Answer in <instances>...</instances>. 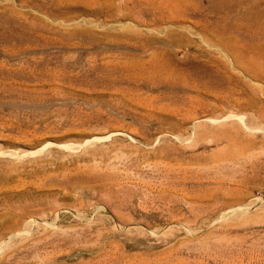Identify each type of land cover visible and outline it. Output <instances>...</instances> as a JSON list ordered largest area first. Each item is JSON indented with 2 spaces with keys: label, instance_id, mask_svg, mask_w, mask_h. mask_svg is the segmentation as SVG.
<instances>
[{
  "label": "rangeland",
  "instance_id": "obj_1",
  "mask_svg": "<svg viewBox=\"0 0 264 264\" xmlns=\"http://www.w3.org/2000/svg\"><path fill=\"white\" fill-rule=\"evenodd\" d=\"M263 63L264 0H0V264H264Z\"/></svg>",
  "mask_w": 264,
  "mask_h": 264
},
{
  "label": "bare ground",
  "instance_id": "obj_2",
  "mask_svg": "<svg viewBox=\"0 0 264 264\" xmlns=\"http://www.w3.org/2000/svg\"><path fill=\"white\" fill-rule=\"evenodd\" d=\"M252 51V50H251ZM250 51V52H251ZM249 52V51H248ZM244 53H246V51L244 52ZM243 54V53H242ZM243 56H244V54H243ZM249 56V55H248ZM242 58V57H241ZM252 58H254L255 59V57H252ZM253 59V60H254ZM238 60V59H237ZM241 60V59H240ZM243 60V59H242ZM247 62V61H246ZM253 62V61H252ZM239 63V62H238ZM244 63V62H243ZM257 63V62H256ZM143 64V63H142ZM161 64V62H156L155 64H154V66H156V65H160ZM240 64V63H239ZM258 64V63H257ZM264 64V63H263ZM224 65V64H223ZM244 66H246V65H244ZM251 69H255V73L257 74V72H258V67L255 65V64H249L248 65ZM247 66V67H248ZM219 67V66H218ZM165 68H167V69H169V70H172V71H170L169 72V75L167 76L168 78H172V79H175V82H177L178 84H180L181 85V87L183 88V89H185V86H187V84L192 80L191 78H190V76H188V75H186V73H183V72H181V71H177V70H173V68L169 65V64H165ZM244 68V67H243ZM219 70L221 71V69L219 68ZM223 70V69H222ZM246 70V69H245ZM259 73V72H258ZM149 74V73H148ZM150 75V74H149ZM260 75V74H259ZM262 76H263V74H262ZM163 77V76H162ZM259 77V76H258ZM193 81V80H192ZM194 82V81H193ZM241 128V127H240ZM245 128V130L247 129V130H250L251 128H249V127H244ZM236 129V131L235 132H232L231 131V133H230V131L229 132H219V133H215L213 136H212V139L210 140L211 142H214V143H225V145L227 146V149H233V148H236L237 146L242 150V151H244V152H251V150H253V145H252V143H251V140H249L250 139V137H249V139L248 138H245V137H243V135L241 134V131H242V129L240 130L239 128H238V126L235 128ZM257 129V128H256ZM252 133V132H251ZM262 134V133H261ZM199 140V139H198ZM199 141H204V140H199ZM255 147V146H254ZM240 154V153H239ZM252 155V153H250V156ZM232 157H235V156H233L232 155ZM183 164V163H182ZM189 169V168H188ZM168 169H166V171H167ZM171 170H172V168H171ZM171 170H168V171H170L169 172V174H171L172 176H169V174H167V175H165V174H162L161 173V171H153V173L157 176V177H161V178H163L164 180H165V183L164 184H166L167 186H171V185H177V184H179L181 181L180 180H176V176H175V174H172V171ZM173 171H174V169H173ZM174 172H176V171H174ZM193 172V171H192ZM196 173V172H195ZM198 173V172H197ZM200 173V172H199ZM198 173V174H199ZM202 174V173H201ZM194 175V174H193ZM186 176V175H185ZM191 176V175H190ZM187 177V176H186ZM195 177V176H194ZM194 177L193 178H190V179H187V180H185V182H182L185 186L187 185V186H189V187H193V188H197V187H199V188H210V190H211V192L214 190L213 188H215L217 191H219L220 193H221V196L220 197H222V196H225V194L222 192L223 191V188L226 186V185H229V184H231V182H226L225 181V179H218V178H216V177H213V176H211V175H206L205 177H203V178H199V179H197L196 177V179H195V181L193 180L194 179ZM168 180V181H167ZM183 180V179H182ZM189 183V184H187V183ZM195 182V183H194ZM232 185V184H231ZM170 188V187H169ZM184 188V187H183ZM156 189V188H155ZM168 189V188H167ZM198 189V188H197ZM171 190V189H170ZM188 190V189H187ZM175 192V191H174ZM190 192V191H189ZM168 194H169V192H168ZM171 195V194H170ZM173 199V198H172ZM172 203H174V201L172 202ZM174 205H176V204H174Z\"/></svg>",
  "mask_w": 264,
  "mask_h": 264
}]
</instances>
